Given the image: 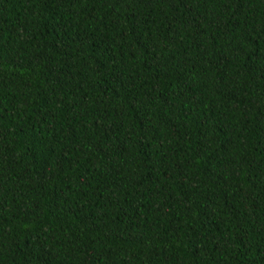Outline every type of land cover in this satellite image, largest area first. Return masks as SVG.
<instances>
[{
  "label": "trees",
  "instance_id": "1",
  "mask_svg": "<svg viewBox=\"0 0 264 264\" xmlns=\"http://www.w3.org/2000/svg\"><path fill=\"white\" fill-rule=\"evenodd\" d=\"M0 264H264V0H0Z\"/></svg>",
  "mask_w": 264,
  "mask_h": 264
}]
</instances>
